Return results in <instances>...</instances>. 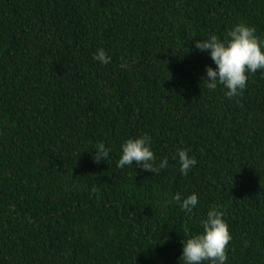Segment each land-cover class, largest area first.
I'll return each mask as SVG.
<instances>
[{
  "label": "trees",
  "instance_id": "16d2710c",
  "mask_svg": "<svg viewBox=\"0 0 264 264\" xmlns=\"http://www.w3.org/2000/svg\"><path fill=\"white\" fill-rule=\"evenodd\" d=\"M240 22L264 37V0H0V264H183L211 207L227 264H264V70L229 99L194 46ZM143 134L168 167L117 168Z\"/></svg>",
  "mask_w": 264,
  "mask_h": 264
},
{
  "label": "clouds",
  "instance_id": "9594fccd",
  "mask_svg": "<svg viewBox=\"0 0 264 264\" xmlns=\"http://www.w3.org/2000/svg\"><path fill=\"white\" fill-rule=\"evenodd\" d=\"M194 46L201 52H206L215 67L206 66L205 81L209 90L222 86L225 96L229 99L242 94L247 85L248 74H255L264 70V37L256 34L255 27L244 22L233 25L221 38L210 34L206 39L194 41ZM101 65L111 63V56L105 49L98 48L93 56ZM121 69L127 64L122 63ZM94 162L106 161L110 149L100 142L95 147ZM176 158L179 162V171L183 175L196 165L194 156H190L185 149H177ZM156 156L151 148V138L147 134L135 138H128L121 144V153L117 161V168L139 165L141 169L151 173H158L168 167V159L164 158L156 163ZM172 199L185 212H192L198 205V196L195 193L181 198L179 193ZM202 231H199L182 241L181 256L183 264H227V249L232 235L224 213L216 207H211L201 221Z\"/></svg>",
  "mask_w": 264,
  "mask_h": 264
}]
</instances>
